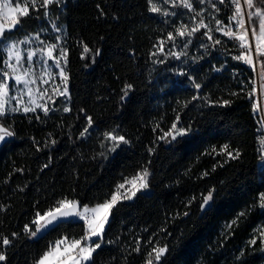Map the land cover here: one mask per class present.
Segmentation results:
<instances>
[{"label":"trees","instance_id":"16d2710c","mask_svg":"<svg viewBox=\"0 0 264 264\" xmlns=\"http://www.w3.org/2000/svg\"><path fill=\"white\" fill-rule=\"evenodd\" d=\"M218 6L227 23L229 11ZM51 11L66 30L69 97L58 98L52 106L56 111L47 116L37 112L40 120L31 113L8 118L15 135L0 144V234L13 243L2 264H33L49 242L82 235L83 221L71 219L42 238H30L24 226L38 209L62 197L93 205L122 175L144 166L151 171L149 188L114 210L91 264H145L149 237L168 246L160 264H264V246L259 239L249 243L264 226V208L257 202L264 193V165L257 152L260 115L253 110L256 93L251 99L248 95L255 73L232 58L239 54L236 42L219 34L225 43L205 51L201 40H194L189 58L176 60L166 55L170 45L163 54L152 53L175 24L188 22L187 15L164 23L169 18L150 13L147 0H66L63 8L52 5ZM41 28L52 30L42 11L32 12L8 35L20 38ZM80 41L93 52L100 50L94 61L91 53L81 58ZM193 82L201 85L199 90ZM126 84L132 89L122 100ZM194 95L202 98L193 101ZM64 106L71 111L64 112ZM177 115L191 132L175 141L158 139ZM87 116L94 122L91 135L79 138ZM113 129L129 143L104 159L98 155L100 143L103 133ZM224 144L238 149L239 158L207 154ZM149 148L154 149L151 155ZM205 171L209 175L202 177ZM210 188L214 200L201 211L200 194ZM193 196L197 199L186 208ZM137 241L140 252L133 250Z\"/></svg>","mask_w":264,"mask_h":264},{"label":"snow or ice","instance_id":"6c2138e0","mask_svg":"<svg viewBox=\"0 0 264 264\" xmlns=\"http://www.w3.org/2000/svg\"><path fill=\"white\" fill-rule=\"evenodd\" d=\"M65 3L66 0H0V142L15 135L12 123L7 122L13 114L22 112L28 115L31 113L35 114L36 120H40L38 111L42 112L44 116L56 111L55 108L50 107V104L56 103L54 96L69 97L67 86L69 50L62 46L64 37L56 35L52 41L42 39L41 35L47 32L46 28H41L34 34L25 35L22 39L13 40L8 35L18 30L21 18L29 16L32 12L39 14L41 11L43 17L51 25L52 31L61 33V26L56 23L55 19H52L51 6L56 5L63 8ZM147 3L150 13L169 18L165 19L164 23L171 22V18L180 19L185 15L188 16V22L181 19L180 23L174 25L173 31L167 32L163 39L157 41V44L154 45L157 51L152 53L153 56L165 53V46L170 45L166 55L174 57L176 60H180L182 57L189 58V49L194 40H201L200 48L205 51L210 46L215 48L218 45H223L225 42L215 35V33H220L236 42L235 47L239 54L232 57L234 60L252 67L254 73L256 66L260 67V71L256 75L260 80L261 95H264V0H147ZM196 5H200V7ZM218 5H223L224 9L229 11L227 23L220 18L222 9ZM177 9H184L186 12L178 13L175 11ZM101 15H103L102 11ZM204 38L211 42V45L205 42ZM80 44L82 46L81 58H84V54L91 53L90 58L94 61L95 56L100 54L99 49L93 52L83 41H80ZM31 45H35V47ZM190 58L199 59L198 57ZM158 62L163 63L164 61ZM36 66H39L42 71L39 73L34 71ZM54 69L58 71H53ZM215 70L219 71L220 69ZM57 76L60 78V82L51 84V93L49 88L42 87V85H49L50 81H54ZM193 83L199 90L201 85ZM249 83L253 85L252 90L248 93L251 99L256 93L255 79ZM131 89L132 85H125L122 89V100L127 97ZM235 94L233 93V95ZM200 98L202 97L194 95L192 100ZM224 103L227 104L228 101ZM253 110L254 114L264 111L256 103H253ZM63 111L67 113L71 109L64 106ZM86 119L87 125L80 132L79 138L87 139L91 135L89 129L93 127L94 122L90 116H87ZM258 125L257 152L261 162L264 163V118L258 120ZM190 132L191 126H183L180 123V116L177 115L169 130L165 131L158 139L165 140L170 137L172 141H175L177 137L188 135ZM103 138L100 143L101 151L98 155L104 159H107L108 153L115 152L121 144L129 143L125 136L115 129L103 133ZM104 141L110 143L106 145ZM56 143L55 140H51V144L55 145ZM148 152L151 155L154 149L149 148ZM213 153L225 155L228 159H237L240 155L239 150H231L229 144H224L219 149L213 147L207 154L212 155ZM220 166L222 167L223 164ZM44 167L46 168L48 165L45 164ZM215 170L216 165L212 168V171ZM17 171L22 170L18 169ZM201 175L202 177L208 176L209 172L205 171ZM150 176L151 171L146 166L132 175H122L121 180L105 195L103 200L93 205L82 204L78 200L62 197L51 207L43 211L38 209L30 224L24 226V231L30 238H35L38 235L42 238L47 232L58 227L60 223L68 221V218H75L77 222L83 221V232L79 237L63 235L49 242L46 249L33 261V264H91L94 259L93 254L104 243L105 228L114 215V210L123 201L131 200L137 196L138 192L149 188ZM214 192L215 189L210 188L207 193L200 194L201 211L210 208V201L214 200ZM196 199V196L191 197L185 207H189ZM257 202L260 207L264 208V193L258 194ZM244 214L241 212L237 219ZM183 215L187 216L189 213L185 211ZM235 223L236 220H233L227 227L231 228ZM32 225L35 227L33 228ZM160 231L166 232L167 230L161 228ZM258 232L259 236H253L249 243L255 245L259 239L261 245L264 246V228L258 229ZM17 236L18 233H12L13 238ZM12 243V239L0 234V264L6 261L5 250ZM108 243H113V241H108ZM146 243L151 245V248L147 250L145 264H160L162 256L168 251V246L161 244L159 240H153L152 237H149ZM133 250L141 251L139 241Z\"/></svg>","mask_w":264,"mask_h":264},{"label":"rangeland","instance_id":"374dc122","mask_svg":"<svg viewBox=\"0 0 264 264\" xmlns=\"http://www.w3.org/2000/svg\"><path fill=\"white\" fill-rule=\"evenodd\" d=\"M34 34V33H33ZM220 33H215V35H219ZM56 35H62L63 37H64V40H63V42H62V46L63 47H66V44H65V39H66V30H65V28H62V32L61 33H55V32H53L52 30L51 31H47V32H45V33H42V35H41V38L42 39H47L48 41H52L53 40V38L56 36ZM221 35V34H220ZM24 36H22V37H20V38H11V39H13V40H15V39H22ZM32 47H35V45H31ZM23 47V46H22ZM49 63H51V62H49ZM256 70H257V72H255V87H256V104L258 105V107L260 108V109H262V106H263V104H264V95H261L260 93H261V91H260V87H259V85H260V80H259V77L256 75V73H258L259 71H260V67L257 65L256 66ZM34 71H36L37 73H39V72H41L42 71V69L39 67V66H36L35 68H34ZM53 71H58V70H56V69H54ZM59 82H60V78L57 76L56 77V79L54 80V81H50V83H49V85H42V87H47V88H49V92L51 93V84H53V83H55V84H59ZM68 86V85H67ZM262 96V97H261ZM58 98H62V99H64V101H66L68 98H66V97H63V96H54V99L55 100H57ZM53 106V104H50V107H52ZM39 112V111H38ZM259 115H260V118H264L263 117V115H262V111H260V112H257ZM16 114H23L22 112L21 113H16ZM14 115V114H13ZM8 138H10V137H8ZM7 139V138H6ZM2 142H0V144H1ZM262 165H264V163H262ZM146 190V189H145ZM142 191H144V190H142ZM139 193V192H138ZM137 193V194H138ZM107 226V225H106ZM261 228H264V226H261L260 227V229Z\"/></svg>","mask_w":264,"mask_h":264},{"label":"water","instance_id":"95a60500","mask_svg":"<svg viewBox=\"0 0 264 264\" xmlns=\"http://www.w3.org/2000/svg\"><path fill=\"white\" fill-rule=\"evenodd\" d=\"M256 72H257V70H256ZM258 76V75H257ZM262 109H264V104H263V106H262ZM262 115H263V117H264V111H262ZM71 219H75V218H68V220H71ZM48 233V232H47Z\"/></svg>","mask_w":264,"mask_h":264},{"label":"bare ground","instance_id":"6f19581e","mask_svg":"<svg viewBox=\"0 0 264 264\" xmlns=\"http://www.w3.org/2000/svg\"><path fill=\"white\" fill-rule=\"evenodd\" d=\"M261 94V93H260ZM262 97V96H261Z\"/></svg>","mask_w":264,"mask_h":264}]
</instances>
